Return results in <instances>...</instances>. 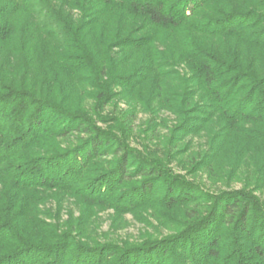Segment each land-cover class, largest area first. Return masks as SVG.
Listing matches in <instances>:
<instances>
[{
    "label": "trees",
    "instance_id": "1",
    "mask_svg": "<svg viewBox=\"0 0 264 264\" xmlns=\"http://www.w3.org/2000/svg\"><path fill=\"white\" fill-rule=\"evenodd\" d=\"M258 8L264 0H0V264H264V204L242 189L207 202L175 168L183 135L209 124L223 121L209 141L214 153L231 132L264 137ZM109 15L115 32L101 24ZM149 26L177 31L180 50L155 44L152 32L131 36ZM162 62H183L191 74L161 71ZM122 85L179 124L154 142L136 126L135 108L109 115ZM52 193L119 215L206 208L167 237L89 244L40 217Z\"/></svg>",
    "mask_w": 264,
    "mask_h": 264
},
{
    "label": "rangeland",
    "instance_id": "2",
    "mask_svg": "<svg viewBox=\"0 0 264 264\" xmlns=\"http://www.w3.org/2000/svg\"><path fill=\"white\" fill-rule=\"evenodd\" d=\"M211 4L210 9L219 6L218 2L215 3V1H212ZM262 10L264 11L261 8L257 9V11ZM199 12L202 16L215 15L207 9H201ZM112 17L109 15L108 18H103L101 21V24L109 33L110 31L115 32L116 22L115 17ZM140 23L139 21L138 24ZM148 32H152L151 37L154 38L155 44L168 42L170 46L178 49V51L180 50L178 47L180 42L177 40L178 32L168 27L149 26L144 33H131V36L140 37ZM125 34H127V30L122 33V36ZM114 36L115 34L112 36L110 34V39ZM217 43L219 41L214 38L212 44ZM162 47L164 48L163 45ZM161 64L163 66L161 71L173 74L180 70L185 75L191 74L189 67L183 62L174 66L170 62H162ZM153 75L154 73L151 76ZM139 78H142V75ZM132 86H135V84H132ZM84 87L87 89V94H91L92 88ZM114 88L117 90V96L115 101L107 105V112L116 118L129 109L135 108L138 110L135 124L138 128L143 129L141 133L144 138L148 137L149 133H154L153 139L156 142L161 136L169 134L170 127L179 124V119L171 110L159 109V106H157L158 101L151 103L153 105L152 109H145L134 101L133 93L123 94V90H125L123 85ZM200 95L199 93L194 98L193 103L195 105L200 104ZM82 100L84 104L91 103L88 97ZM191 118L192 116H188L185 121ZM222 122L209 124L198 133L183 135L184 140L178 144V147H184V149L177 153L180 166L175 167L176 171L181 172L188 180L199 185L205 197L215 196L227 190L242 189L256 196L264 204V137L259 141L249 140L239 132H231L226 135L227 149L214 153L209 141L216 137L214 134L220 135L218 128ZM151 128H153V131H149ZM132 143L137 144L135 141H132ZM238 146H243V148L238 150ZM187 160L191 162L188 163ZM58 198H61V200H57ZM206 199L208 202L209 198L206 197ZM205 208L196 204L179 205L169 213L155 210V215L151 214L153 212L151 210H142L135 214L119 215L112 209H87L73 199L52 193L49 198L40 203L39 215L51 224L57 232L72 233L89 244L104 242L130 244L140 243L150 238H163L172 235L185 227L187 221H189L188 218L194 213L190 214L192 210L204 211Z\"/></svg>",
    "mask_w": 264,
    "mask_h": 264
}]
</instances>
